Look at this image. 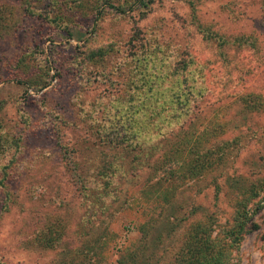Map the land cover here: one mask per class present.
Here are the masks:
<instances>
[{
	"label": "rangeland",
	"instance_id": "374dc122",
	"mask_svg": "<svg viewBox=\"0 0 264 264\" xmlns=\"http://www.w3.org/2000/svg\"><path fill=\"white\" fill-rule=\"evenodd\" d=\"M137 7L0 0V264H174L191 224L216 237L254 196L264 0ZM182 92L188 116L174 120ZM188 141L226 144L227 161L168 201L159 159ZM257 191L229 264H264Z\"/></svg>",
	"mask_w": 264,
	"mask_h": 264
},
{
	"label": "trees",
	"instance_id": "16d2710c",
	"mask_svg": "<svg viewBox=\"0 0 264 264\" xmlns=\"http://www.w3.org/2000/svg\"><path fill=\"white\" fill-rule=\"evenodd\" d=\"M155 0H135V5L138 4L140 8H147L153 4ZM112 9L116 7L110 4ZM137 7V8H138ZM122 9V7H119ZM118 9V10H121ZM102 16L98 13V18ZM1 23V22H0ZM226 40V46L229 44ZM184 70V69H182ZM188 92L177 93L176 101L173 102V119H180L188 116V112H184V108L189 106L190 98ZM248 102V106L259 110L262 101H257V97ZM180 107V108H179ZM263 107V106H262ZM175 145V147H174ZM189 146V147H188ZM227 145L221 148V154L215 153V150L207 148L201 142H195L194 145H189V141L184 143L183 147H178L176 144L168 150L167 154L161 156L160 169L164 171L166 178L165 182L169 184L165 198L168 201L173 199V194L177 189L185 185L188 181H194L202 178L204 175L210 173L213 169L218 168L226 163V150ZM144 150V149H143ZM148 151L149 149H145ZM149 152V151H148ZM164 157V158H163ZM175 166V167H174ZM124 171V170H123ZM122 171V172H123ZM263 175H258L257 181L253 182V190L251 193L254 196H248L245 202L235 204L237 210L233 220V224L227 223L228 227L222 226L221 229L213 236L215 232L213 223L203 222L200 220L193 223L189 227L188 233L184 236V246L181 254L176 257L174 264H229L231 254L228 251L231 246H239L241 243L240 237L245 231L249 212L247 206L254 200L255 195H259L257 186L264 192V170L260 169ZM238 180L240 178H237ZM238 180H235V186H238ZM256 182L258 185H256ZM230 241L228 244L227 242ZM238 248V247H236Z\"/></svg>",
	"mask_w": 264,
	"mask_h": 264
}]
</instances>
